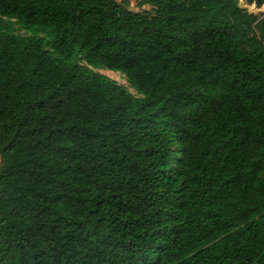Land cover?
Here are the masks:
<instances>
[{"label": "trees", "instance_id": "16d2710c", "mask_svg": "<svg viewBox=\"0 0 264 264\" xmlns=\"http://www.w3.org/2000/svg\"><path fill=\"white\" fill-rule=\"evenodd\" d=\"M143 5L0 0V264H264V13Z\"/></svg>", "mask_w": 264, "mask_h": 264}, {"label": "rangeland", "instance_id": "374dc122", "mask_svg": "<svg viewBox=\"0 0 264 264\" xmlns=\"http://www.w3.org/2000/svg\"><path fill=\"white\" fill-rule=\"evenodd\" d=\"M119 2H125V4L127 5V7L131 10H138V9H151L150 5H143V6H139V0H117ZM239 3L242 7L248 9L250 12H253L255 14H260V13H264V4L262 6H257L255 3L253 4H248L243 0H239ZM20 33L25 34L26 31L25 30H20L18 31ZM102 72L106 73L107 75H109L110 77L116 79L118 82L120 83H124L127 85V81H126V77L124 74L120 73V72H115V71H110V70H101ZM131 91L136 93V91L131 88Z\"/></svg>", "mask_w": 264, "mask_h": 264}, {"label": "water", "instance_id": "95a60500", "mask_svg": "<svg viewBox=\"0 0 264 264\" xmlns=\"http://www.w3.org/2000/svg\"><path fill=\"white\" fill-rule=\"evenodd\" d=\"M248 4L255 3L257 6H262L264 4V0H243Z\"/></svg>", "mask_w": 264, "mask_h": 264}]
</instances>
